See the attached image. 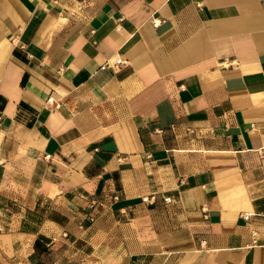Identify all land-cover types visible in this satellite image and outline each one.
Instances as JSON below:
<instances>
[{
	"label": "crops",
	"instance_id": "0c3cea01",
	"mask_svg": "<svg viewBox=\"0 0 264 264\" xmlns=\"http://www.w3.org/2000/svg\"><path fill=\"white\" fill-rule=\"evenodd\" d=\"M0 264H264V0H0Z\"/></svg>",
	"mask_w": 264,
	"mask_h": 264
},
{
	"label": "built area",
	"instance_id": "2783aa9c",
	"mask_svg": "<svg viewBox=\"0 0 264 264\" xmlns=\"http://www.w3.org/2000/svg\"><path fill=\"white\" fill-rule=\"evenodd\" d=\"M153 26H154V27H157V26H158V23L154 22V23H153ZM143 201L146 202V199H143ZM165 202L167 203V202H168V199H166Z\"/></svg>",
	"mask_w": 264,
	"mask_h": 264
}]
</instances>
